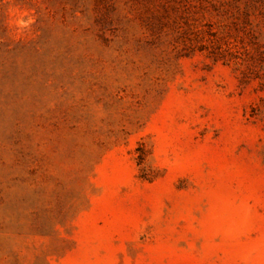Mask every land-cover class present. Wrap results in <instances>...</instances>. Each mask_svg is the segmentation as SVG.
I'll return each instance as SVG.
<instances>
[{
  "label": "rangeland",
  "instance_id": "rangeland-1",
  "mask_svg": "<svg viewBox=\"0 0 264 264\" xmlns=\"http://www.w3.org/2000/svg\"><path fill=\"white\" fill-rule=\"evenodd\" d=\"M0 264H264V0H0Z\"/></svg>",
  "mask_w": 264,
  "mask_h": 264
}]
</instances>
